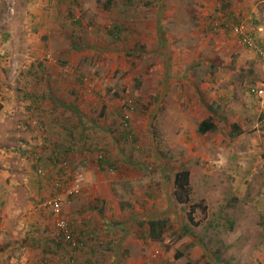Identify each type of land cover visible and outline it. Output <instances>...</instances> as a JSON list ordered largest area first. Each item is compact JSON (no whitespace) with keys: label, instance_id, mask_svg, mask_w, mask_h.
Instances as JSON below:
<instances>
[{"label":"rangeland","instance_id":"374dc122","mask_svg":"<svg viewBox=\"0 0 264 264\" xmlns=\"http://www.w3.org/2000/svg\"><path fill=\"white\" fill-rule=\"evenodd\" d=\"M241 23L264 48V0H0V154L18 161L49 148L46 137L30 144L4 125V106L16 118L35 95L42 107L69 104L65 98L78 110L98 105L87 120L128 137L118 144L128 162L119 189L130 194L127 204L142 202L145 190L154 198L167 190L181 210L168 216V239L158 246L175 245L183 223L205 250L194 256L198 264H264V97L250 92L264 89V59L239 43L232 28ZM208 118L216 129L200 134ZM92 151L98 164L104 151ZM184 169L191 174L187 205L177 202L174 183ZM76 170L86 187L84 168ZM242 179L256 191L244 193ZM50 195L29 199L41 206ZM41 226L43 247L58 241L50 213ZM43 247L27 264L56 263Z\"/></svg>","mask_w":264,"mask_h":264},{"label":"crops","instance_id":"0c3cea01","mask_svg":"<svg viewBox=\"0 0 264 264\" xmlns=\"http://www.w3.org/2000/svg\"><path fill=\"white\" fill-rule=\"evenodd\" d=\"M65 90L69 95L68 89ZM35 96V103L33 100L24 101L19 108L21 113L16 118L9 117L17 113L9 108L13 106H4L2 110L9 114L4 116L8 120H2L4 125L19 129L25 141L30 144H42V137H46L49 148L43 153L40 150L28 153L27 156L23 153L18 161L12 160V154H0V221L5 223L4 231H8L5 236L0 235V264H27L28 260L31 263L35 257L28 255L36 256L39 252L32 250L40 244L43 247L40 232L44 229L41 226L42 214L47 217L49 212L42 209L43 204L37 206V202L30 201L29 197L37 199L40 194H51L55 179L63 171L54 166L52 161L60 159L68 161L72 173L80 172L74 171V167H83L88 181L82 196L64 206L65 216L74 223L79 235L81 232H93L95 238L75 251L66 244H63V249L58 247L60 243L56 239L49 240L46 248H43L47 257L56 261L55 264H198L194 256L198 259L199 251L204 256L205 250L199 248L200 242L192 238V233L186 234L183 223L178 225L181 233L173 242L179 247H174L176 244L164 249L158 246L159 242L168 239V216L178 215L177 212L181 211L170 203L169 191L164 190V194L154 198L152 192L147 194L145 190L142 202L135 206L127 204L130 194L127 195L125 189L122 192L119 190L123 189L127 179L124 178L127 172L124 167L128 165L124 160V151L118 150V144L122 140L113 135L110 124L91 122L85 114L97 109L98 105L91 103L80 106L81 109L78 110L77 101L65 98L73 104L56 101L54 105L51 102L42 107L37 104L38 95ZM27 98L28 96L25 99ZM109 113L116 112L111 109ZM101 114L103 115V110ZM35 117L40 120H35ZM103 117L105 121V114ZM123 141L126 142V139ZM30 149L34 150L32 147ZM92 149L107 153L103 163L97 164L94 161ZM125 154L128 156L129 152ZM120 159L123 160L119 164ZM38 167L45 172L44 175L37 173ZM245 184L247 183H238L244 193L247 190L256 191L254 184ZM261 191H264V186ZM239 197L243 200L245 195ZM258 197L264 201V195ZM146 202L148 204L144 206ZM154 220L165 222V231L160 240H154L151 236L150 222ZM186 238L191 241L185 243ZM258 248V254L264 256V247ZM213 253L215 258L219 254L217 251ZM91 259L94 262L90 263Z\"/></svg>","mask_w":264,"mask_h":264},{"label":"built area","instance_id":"2783aa9c","mask_svg":"<svg viewBox=\"0 0 264 264\" xmlns=\"http://www.w3.org/2000/svg\"><path fill=\"white\" fill-rule=\"evenodd\" d=\"M234 34L238 37V41L243 46L256 51L258 55L264 59V49L258 46L257 42L247 31L245 24H236L232 28ZM48 59L50 58L47 56ZM251 94L257 97H264V89L258 86L250 88ZM36 164L38 158H35ZM54 166L63 171L59 174L58 178L53 183V189L50 197L44 202L42 208L49 212L54 218L56 223V236L59 241L68 244L72 249L82 247L86 242L94 240L93 233L84 236L76 232L74 223L65 216V207L68 202L78 199L85 188L86 179L81 172H71L69 170V163L66 159L54 160ZM37 173L44 175V171L38 167ZM84 242V244H82Z\"/></svg>","mask_w":264,"mask_h":264},{"label":"trees","instance_id":"16d2710c","mask_svg":"<svg viewBox=\"0 0 264 264\" xmlns=\"http://www.w3.org/2000/svg\"><path fill=\"white\" fill-rule=\"evenodd\" d=\"M258 46H260V45L258 44ZM261 48H263V47H261ZM215 129H216L215 123H213V121L210 118H208L207 120L203 121L200 124L198 131L200 134H207V133L215 131ZM232 129H233V131H236L239 134L242 133V131L239 129V127L236 124L233 125ZM127 138H128L127 135L124 132H122L121 136H119L118 139L119 140L120 139L125 140ZM100 151H102V150H100ZM104 156H105V152L103 155L101 154V156L100 155L98 156V158L100 159L98 163H103V161H105L106 157H104ZM52 164H54L53 161H52ZM190 175H191L190 171L187 169H184V170L178 171L176 176H175L176 200L178 203L183 204V205H187L190 203V197H191ZM150 228H151L150 232H151L152 239L160 240V238L162 237V235L165 231V222H162L160 220H157V221L154 220V221L150 222ZM187 233H189V231H186V234ZM86 234H91V233L90 232H87V233L81 232L80 233V235H82V236H84ZM57 242L61 243V244H66L63 241H59V240ZM82 244H84V242ZM66 245H67V247L71 248L68 244H66ZM83 246H85V244ZM75 250L76 249H72V251H75ZM219 254H220V252H219Z\"/></svg>","mask_w":264,"mask_h":264}]
</instances>
